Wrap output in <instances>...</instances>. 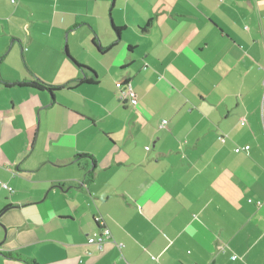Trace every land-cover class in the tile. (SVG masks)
Returning <instances> with one entry per match:
<instances>
[{
	"label": "crops",
	"instance_id": "0c3cea01",
	"mask_svg": "<svg viewBox=\"0 0 264 264\" xmlns=\"http://www.w3.org/2000/svg\"><path fill=\"white\" fill-rule=\"evenodd\" d=\"M36 78L62 87L4 83ZM4 252L264 264V0H0Z\"/></svg>",
	"mask_w": 264,
	"mask_h": 264
},
{
	"label": "trees",
	"instance_id": "16d2710c",
	"mask_svg": "<svg viewBox=\"0 0 264 264\" xmlns=\"http://www.w3.org/2000/svg\"><path fill=\"white\" fill-rule=\"evenodd\" d=\"M124 28L122 27H117L116 25H113V30L115 31V33L117 34V36L119 37L122 30ZM118 44V41H115L113 42L111 45L109 46H102L101 44H99V42L97 41H94V45L95 47L99 50L100 53L104 54V53H107L110 49H112L113 47H115L116 45ZM78 66L82 69L83 72H87L89 71L90 73H92L93 77H86V78H83L81 79V83H85V84H97L98 83V78H97V73L90 67L88 66H85L83 64H80L78 63ZM84 73V74H85ZM128 81L125 80V82H123L120 86H123V85H128L127 83ZM6 85H18V86H26V87H31V88H34V89H37V90H47V91H50L52 93H54L55 91L59 90L62 86H59V85H53V84H50L42 79H39V78H36V79H25V80H18V81H13V82H4ZM82 157H88V158H91L94 160L93 156L92 155H89V154H79L77 155L73 161H77L79 160L80 158ZM95 179V172H94V169H91L87 172V177H86V180L84 183H91L93 182ZM95 222L98 226V229L99 230H102L103 227L105 225H100V221H98L97 219H95ZM3 255H5L6 257H9V258H16L18 260H22L24 261L26 264H40L35 258H32V257H27L25 255H22L20 253H12V252H4L2 253Z\"/></svg>",
	"mask_w": 264,
	"mask_h": 264
},
{
	"label": "built area",
	"instance_id": "2783aa9c",
	"mask_svg": "<svg viewBox=\"0 0 264 264\" xmlns=\"http://www.w3.org/2000/svg\"><path fill=\"white\" fill-rule=\"evenodd\" d=\"M123 97L125 100H128L132 105H136L138 102L137 96H136L135 92L132 90L129 83H128L126 90L123 92ZM166 122H167L166 120L163 121V123H166ZM242 149L245 151H248L250 149V146L246 145L242 148H236V152H239ZM3 186L8 188L9 190H13L12 187L7 186L5 183H3ZM96 219L98 221H101L100 218H96ZM111 238H112V233H111L110 229L108 227L104 226L102 230H98V231L93 232L89 236L88 242L90 244L97 245L100 248V250H103L104 244L107 241H109ZM120 246H123V244H120Z\"/></svg>",
	"mask_w": 264,
	"mask_h": 264
},
{
	"label": "rangeland",
	"instance_id": "374dc122",
	"mask_svg": "<svg viewBox=\"0 0 264 264\" xmlns=\"http://www.w3.org/2000/svg\"><path fill=\"white\" fill-rule=\"evenodd\" d=\"M121 2V1H120ZM66 45V44H65ZM67 45H68V49H69V43H68V41H67Z\"/></svg>",
	"mask_w": 264,
	"mask_h": 264
}]
</instances>
